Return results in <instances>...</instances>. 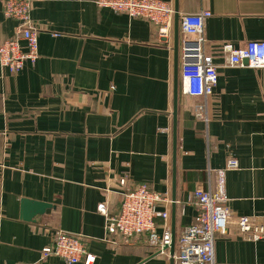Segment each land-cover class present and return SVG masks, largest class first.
<instances>
[{"label": "crops", "instance_id": "1", "mask_svg": "<svg viewBox=\"0 0 264 264\" xmlns=\"http://www.w3.org/2000/svg\"><path fill=\"white\" fill-rule=\"evenodd\" d=\"M2 1L0 45L16 27ZM162 1L179 16L211 13L203 51L218 72L201 99L182 94L178 69L175 239L194 221L196 187L220 184L234 216L263 222L264 69L227 67L222 48L264 41V0ZM31 20L36 62L18 73L0 66V264H66L41 255L56 231L84 236L93 264H169L142 239L107 234L97 208L114 214L126 190L145 184L170 200L160 210L171 232L173 37L94 0H43ZM230 158L237 168L226 170ZM22 199L51 207L24 222ZM156 224L161 234L164 221ZM214 261L264 264V239L249 241L229 225L214 239Z\"/></svg>", "mask_w": 264, "mask_h": 264}, {"label": "built area", "instance_id": "2", "mask_svg": "<svg viewBox=\"0 0 264 264\" xmlns=\"http://www.w3.org/2000/svg\"><path fill=\"white\" fill-rule=\"evenodd\" d=\"M43 0H3V15L16 22L13 36L0 45V66L10 73H18L26 63L34 64L38 58L37 31L31 20L34 4ZM96 7L133 19L148 21L157 36L170 41L173 36L174 10L162 0H94ZM209 11L180 15L178 19V69L181 92L192 98L209 97L217 84L218 72L212 57L203 51L205 21ZM225 66L264 69V41H249L242 48L230 44L223 46ZM198 117L203 119L202 108ZM237 168L230 158L225 169ZM124 180L120 181L123 185ZM196 215L175 239L174 264H215L214 239L227 233L234 225L238 233L249 241L264 239V221L255 222L246 216H234L228 207L223 187L217 184L203 190L196 187L192 193ZM170 200L151 190L145 184L130 187L122 195V203L114 214H107L103 205L97 210L106 217L107 234H117L123 243L142 239L154 252L169 258L171 232L166 225ZM1 218V211H0ZM164 221L161 234L157 233L156 219ZM86 238L78 234L56 231L50 243L41 249L42 257L54 256L66 264H93L94 256L87 252Z\"/></svg>", "mask_w": 264, "mask_h": 264}, {"label": "water", "instance_id": "3", "mask_svg": "<svg viewBox=\"0 0 264 264\" xmlns=\"http://www.w3.org/2000/svg\"><path fill=\"white\" fill-rule=\"evenodd\" d=\"M178 19L179 15L177 14L176 7L174 8V20H173V166H172V177H173V194L171 197L172 204V228H171V242L168 248L169 252V264H174V249H175V234H174V207H175V160H176V109H177V88H178V40H179V31H178ZM51 206L41 202L29 201L26 199H22L20 205V216L19 219L24 222L35 223L36 219L42 216L47 209ZM159 253H155L154 255H158Z\"/></svg>", "mask_w": 264, "mask_h": 264}]
</instances>
